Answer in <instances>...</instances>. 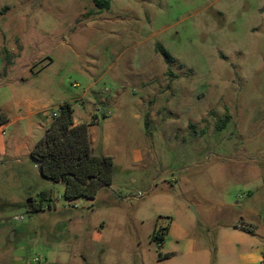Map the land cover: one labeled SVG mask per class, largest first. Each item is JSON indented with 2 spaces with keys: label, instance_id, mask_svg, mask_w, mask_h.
I'll list each match as a JSON object with an SVG mask.
<instances>
[{
  "label": "rangeland",
  "instance_id": "obj_1",
  "mask_svg": "<svg viewBox=\"0 0 264 264\" xmlns=\"http://www.w3.org/2000/svg\"><path fill=\"white\" fill-rule=\"evenodd\" d=\"M4 6L0 108L9 121L26 102L43 112L0 131V264H262L264 0ZM116 94L132 109L97 127L111 135L112 185L66 202L29 152L63 102L78 119L81 101Z\"/></svg>",
  "mask_w": 264,
  "mask_h": 264
},
{
  "label": "trees",
  "instance_id": "obj_2",
  "mask_svg": "<svg viewBox=\"0 0 264 264\" xmlns=\"http://www.w3.org/2000/svg\"><path fill=\"white\" fill-rule=\"evenodd\" d=\"M98 9H108L109 0H92ZM7 6L0 9L5 14ZM154 51L166 61L172 56L160 44L156 43ZM73 107L69 102L59 106L57 116L53 117L43 136L29 152V157L36 163L40 176L64 188L63 198L67 202L77 199L93 200L97 192L112 184L113 159L108 155L93 154L88 128L89 123L74 125ZM7 114L0 108V126L8 122ZM40 210V206H37ZM242 230L253 231L242 227ZM165 232L154 233L152 240L163 241ZM172 256L166 254L165 257ZM264 264V251L261 254Z\"/></svg>",
  "mask_w": 264,
  "mask_h": 264
},
{
  "label": "crops",
  "instance_id": "obj_3",
  "mask_svg": "<svg viewBox=\"0 0 264 264\" xmlns=\"http://www.w3.org/2000/svg\"><path fill=\"white\" fill-rule=\"evenodd\" d=\"M10 72L7 71L6 75L4 77L7 78V76H9ZM13 80H11V82H13ZM146 82L142 83V86H145ZM91 86V85H90ZM86 93H83V96H85ZM65 102H69L72 104L71 101H65ZM118 102H121V95H114L113 97L109 98V99H104V100H99L97 101H81V104L83 107H86L85 109V113L80 116L78 119L75 118V110L73 107V122L74 125H77L79 123H89L92 122V125L89 126L88 128V136L90 139V144L92 147V151H95L96 149H101L102 150V154L103 155H109L108 153H106V148L109 145V142L111 140V135L110 133L107 132L106 129H101L99 130L97 127L99 125V120L102 119L105 125H108V121H109V117L113 115L114 112H116L118 114L120 108L121 109H129L131 110L132 107H128L127 104L122 103L120 105H117ZM6 114L8 113V111L6 109H2ZM43 111H37L34 110L31 107V104H29L28 102H26L25 104V116L24 117H19L14 119L13 121H8L6 124L1 125L0 126V131H2L3 129L7 128L9 125H11V123L16 122L18 120H22L25 119L27 121V126L31 127L33 125L32 120L35 118V114L36 113H41ZM42 115H45L44 113ZM121 115H116V117H120ZM134 117L138 118L137 115H135ZM104 125V126H105ZM42 128V127H41ZM142 152L139 150H136L133 153V157L134 160L137 162H141L142 161ZM113 182V179H112ZM61 185V184H58ZM112 185V184H111ZM62 186V185H61ZM63 188V186H62ZM63 191L64 188L62 189V195H63ZM49 194L47 192H41L39 194V206L44 205V203L49 202L48 198H49ZM65 200V199H64ZM67 202V201H66ZM49 203H46V205ZM49 206V205H47ZM36 209V207H35ZM16 255L21 256L23 254V250L21 249V247H17L16 250ZM262 250L259 251V255H258V260L261 261L262 257Z\"/></svg>",
  "mask_w": 264,
  "mask_h": 264
},
{
  "label": "built area",
  "instance_id": "obj_4",
  "mask_svg": "<svg viewBox=\"0 0 264 264\" xmlns=\"http://www.w3.org/2000/svg\"><path fill=\"white\" fill-rule=\"evenodd\" d=\"M75 86H76V85H75ZM58 112H59V110H58ZM58 112H56V113H55V112H53V113H52V117H55V116H57ZM2 132H3V130H2Z\"/></svg>",
  "mask_w": 264,
  "mask_h": 264
}]
</instances>
